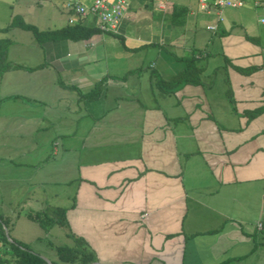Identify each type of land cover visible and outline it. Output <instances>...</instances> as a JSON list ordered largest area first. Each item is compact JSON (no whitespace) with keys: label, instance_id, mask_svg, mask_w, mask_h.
<instances>
[{"label":"crops","instance_id":"0c3cea01","mask_svg":"<svg viewBox=\"0 0 264 264\" xmlns=\"http://www.w3.org/2000/svg\"><path fill=\"white\" fill-rule=\"evenodd\" d=\"M126 1L127 7L114 30L100 31L80 40L38 43L33 39L26 42L33 54L32 61L29 58L19 63L20 57L9 60L23 67L9 69L0 76V79L4 74L5 79L13 77L12 94L23 116V129L34 132L52 129L62 132V136L79 130L80 124L84 132L95 126L101 130L116 121L122 123L117 132L125 133V147L130 148V153L126 150L121 158L116 155L105 163L93 162L90 166L94 168L89 173L83 170L87 178L79 185L82 183L83 192L79 195L83 201L66 211L69 227L75 235L84 234V224L88 222L92 231L106 230L108 239L104 240L102 233L101 241L110 244L108 249L114 257L125 254L126 261L143 257L141 264H170L162 253L165 248L171 251L176 245L185 255L188 244V250L196 256L201 244L208 245L212 235L227 225L228 236L243 242L240 249L249 247L242 254L251 255L253 235L241 225H238L241 234L233 222L224 221L221 226L212 227L205 215L201 224L209 222L211 226L195 230L189 238L181 226L186 219L183 210L189 191L197 193L195 199L203 193L207 196L202 202L205 211H212L211 206L217 205H209L208 199L220 188L225 193L223 201H231L226 207L233 205V212L235 206L255 205L260 216L264 215V111L248 122L241 116L245 110L264 106V52L255 46V41L246 38L250 36L247 33L240 36L231 32L224 19L217 30L207 29V25L215 22L208 17L211 12H205L207 17L199 16V0L195 8L176 0H154L149 8L139 0ZM37 2L31 3L37 8L33 9L34 19L28 21L40 29L74 23L91 28L98 25L96 15L77 14L66 8L65 0ZM81 2L88 5L92 0ZM175 4L187 8L183 25L170 22L169 13ZM214 14L216 17L217 12ZM202 18L206 19L202 21L205 32L195 30ZM231 24L240 25L233 19ZM212 52L217 55L211 56ZM191 54L204 55L197 61L205 67L204 84H187L169 95L159 93L157 88L149 89L155 86L153 73L169 79L184 66L182 58ZM224 57L228 58L225 74L236 113L225 106L220 92L209 88L213 81L207 77L218 66L225 65ZM252 65L260 67L249 74L237 69ZM90 91L98 95L87 96ZM121 100L127 102L123 111ZM128 108L134 112L128 119L123 118ZM85 115L93 117L86 122ZM183 116V120H175ZM48 139L47 136L44 144L47 147ZM52 140L57 142L55 137ZM181 155L185 157L184 164ZM221 185L228 189L223 190ZM247 194L253 195L246 198ZM233 212L225 215L230 221L238 218L233 217ZM193 219L195 225L200 223ZM107 222L116 229H104ZM121 225L124 227L120 228ZM263 226L257 223V229ZM125 227L127 231L122 229ZM122 236L125 238L119 242L117 237ZM246 238L249 243L243 240ZM87 242L96 243L89 234ZM210 250L206 246L204 261L197 264H216V259L209 257ZM236 250L233 248L221 258L240 257ZM115 263L121 264L122 259H116Z\"/></svg>","mask_w":264,"mask_h":264},{"label":"rangeland","instance_id":"374dc122","mask_svg":"<svg viewBox=\"0 0 264 264\" xmlns=\"http://www.w3.org/2000/svg\"><path fill=\"white\" fill-rule=\"evenodd\" d=\"M44 1L46 0H0V27L7 26L15 14L21 15L24 21L34 19L32 18L33 14H35L33 9L37 7L36 4L31 3L37 2L39 4V2L42 3ZM52 1L56 3L59 1L61 2V0ZM176 1H185V4H190L194 8L197 2V0ZM40 10L41 9L38 11ZM198 14L200 17H207L205 11L200 9ZM221 15L225 21L224 24L231 32L239 33L240 36L247 33L255 41V46L262 49V53L264 52V23L259 21V18L263 15V11L260 7L253 6L252 0H245V5L243 7L223 8ZM208 17L215 22L214 19H216L217 16L215 17L214 12H211V15ZM231 19H233L235 23H240V25H232ZM202 21H206V19L202 18L200 22H198L195 30L204 31ZM0 37H9L11 39L7 54L8 60L14 61L15 58L20 57L21 60L19 63L29 58L32 61L33 54L30 52L29 47H27V43L33 41L31 33L14 27L7 32H0ZM25 38L28 39L24 40ZM187 54H189V52ZM212 55L217 54L212 52L211 56ZM223 70V65L218 66L207 78L214 81L213 84H209V88H211L213 92L221 93L220 98L230 111L231 106L225 95L227 91V84L224 80L226 74H224ZM145 77L146 76H144V78ZM5 78L6 75L4 74L0 79V216L3 217L6 224L4 229L5 233L11 238L28 245L32 251L46 259L48 263L57 258L56 250L53 245H69L72 247L73 244L76 243L75 240L77 237H82L87 242L89 234V237L96 242L93 245L91 242H87V248L94 253V264H116V259L118 261L122 259L121 264H141L140 262L144 261L142 256V258L132 257V259L127 261L125 254L114 257L108 249L110 244L101 241L102 233L104 234L106 230L96 232L94 229V231H92L93 228L89 222L84 224L87 230L85 229V233L81 234V236L75 235L70 227L68 229L57 222H50L47 220L49 219L47 216L55 214L52 209L53 207L59 206L68 210L72 204H80L83 201L82 195H79L80 192L81 194L83 192L82 183L79 187L80 181L82 182L86 178L83 174L84 171L89 173V169L92 170L94 168V166H90L94 164L93 162H95V164H99L98 161H101L100 163H105L111 161L116 155H118L117 158H121L126 150L127 154L130 153V148L127 146L125 147L127 142L124 135L125 133L122 131L117 132V129L120 128L119 125L122 123H117L116 121L113 122L112 125L104 126L101 130H98V128L93 125V127L95 126L93 129L84 132L81 131L80 124L79 130L66 132L62 136H60L62 132L52 129V131H56V134H53L51 130H39L38 132H34L27 128L23 129V116L19 114L21 112L19 111V105L15 100V95L12 94L14 83H10V81L13 80V77L10 75L7 79ZM147 83L148 75L146 86ZM155 88V86H149L151 90ZM155 94L157 97L156 91ZM171 98L173 97L171 96ZM150 102H152V100H150ZM125 104H127L126 100H121L122 107L120 106V108H122V111L126 109ZM171 107L172 106H170L169 109ZM131 112L134 111L128 108L123 114V118L128 119ZM116 113L118 114L119 111H116ZM86 116L87 115L84 116L85 121L87 118L93 117L92 115ZM133 117L135 118L136 115H133ZM136 119H138V117ZM234 122L235 121H232V123ZM83 134L84 136L81 138ZM47 136L50 137V139H48V147L44 145L47 144ZM53 137L57 138V142H53ZM181 158L184 164L185 157L182 156ZM39 159H41V161L38 162ZM187 165L190 164L187 163ZM219 187H222L223 190L228 189L223 185ZM194 194L197 193L195 191L188 192L185 209L183 210L186 219L181 227L185 237L189 238L195 230L207 229L211 224L212 227H216L221 226L224 221H227V223L233 222V224L235 223V226L238 227V234H241L238 226L241 225L244 231H249L253 235L252 238L254 240L251 239L252 242L250 245H256L254 253L250 255L249 252L243 255L242 253L245 251L248 252L249 247L242 248L241 250L240 248L243 247V242L240 241L241 239H239V241L236 240L235 236H228L229 229L228 226L225 225L223 231L212 235V240L208 241V245L202 243L206 241L203 237L204 239L201 242V248L203 250L199 248L195 253L196 256H198L197 259L193 252L188 250L189 245L187 244L188 247L185 255H183V252H179V248L176 245L171 251L165 248L162 253L165 254L166 261H169L170 264H181L182 258L184 257L183 264H197V262L201 260L204 261V251L207 246L208 248L211 247L209 257L216 259V264L223 261L225 257L221 258V256L231 251L233 248H236V251L240 253L239 259H230L224 264H264V226L261 230L257 229L258 222L264 225V215L262 217L260 216V212L256 209L255 205L253 204L254 207L251 205H246L244 207H242L243 205H239L240 208L235 206L236 210L233 212V205L226 207L231 201H223L225 193L219 188V190L208 199L209 205L216 203L219 206L213 205L211 206L213 209L212 211H205L202 202L207 200V196L203 193L195 199ZM252 195L253 194H247L246 198H250ZM42 211H46V215H43ZM36 212L43 215V220L47 223L46 227L28 216V213L35 214ZM218 212H223V214L221 215ZM230 212L234 213L235 216L233 217L238 218L231 219L230 221L229 217L225 216ZM205 215L208 216L207 220L210 218L209 222H211V224H208L209 222L201 224V220ZM193 218H196L198 220L197 222L200 223L195 225ZM103 227L108 231H114L116 229L110 222L104 224ZM119 227H124V225ZM127 228L128 227L122 229L127 231ZM68 231L74 236H68ZM106 233L108 234V232ZM122 238L123 236L120 238L117 237L119 242ZM106 239H108V235L106 236L104 234V240ZM243 240L249 243L248 238ZM117 243L118 242L111 244L114 246ZM1 251L2 249H0V256H4ZM135 255H137V253Z\"/></svg>","mask_w":264,"mask_h":264},{"label":"trees","instance_id":"16d2710c","mask_svg":"<svg viewBox=\"0 0 264 264\" xmlns=\"http://www.w3.org/2000/svg\"><path fill=\"white\" fill-rule=\"evenodd\" d=\"M81 1V0H80ZM145 7L149 8L152 6L154 0H139ZM65 6L67 9L75 12L74 9L67 7L66 0ZM172 10L169 13V19L172 24L175 25H183L185 22V16L187 13V8L180 5H172ZM17 28L23 31H27L31 33L33 39L42 43L48 40L54 39H71V40H80L89 38L94 33L100 32L101 30L98 27H86L80 23L74 24H66L59 28H51V29H40L35 24L24 21L21 15L15 14L9 24L7 26L0 27V32H7L11 28ZM221 30V28L219 29ZM224 32H221V34ZM247 39L253 40L251 36H246ZM254 41V40H253ZM11 43V39L9 37H0V76L7 70L13 69L16 67H23L20 64L12 63L7 59V51L9 45ZM201 53V52H199ZM198 53V54H199ZM195 57L193 54L183 57L184 66L181 70L174 72L173 75L169 79H163L159 75L154 74L155 82L154 85L157 88L158 92L163 95H169L184 85L192 84V85H201L204 84L202 79V71L205 69L203 64H198V60L203 58ZM225 65H223V72L225 74V68L227 67L228 58L224 57ZM260 66H248L237 68L243 74H249ZM227 84V91L225 92L226 99L230 103L231 109L233 112H237L235 107V100L233 98L232 91L228 86L229 81L226 77L224 79ZM211 79V83H212ZM214 83V81H213ZM98 94L96 92L90 91L87 93V96L94 98ZM264 111V106H258L250 110H245L241 113V116L246 117V122L255 118L259 114ZM183 120V117H178L175 120ZM72 207L74 204L71 205ZM47 209V208H46ZM53 212L56 214L47 216L48 221L57 222L60 225L69 229V224L66 219V211L67 209L64 207H53ZM51 209V210H52ZM43 215H46V211H42ZM48 213V212H47ZM42 214L39 212L28 213V216L32 219L37 220V222L44 227H46V222L43 220ZM55 215V216H54ZM46 218V216H45ZM6 227L5 221L2 216H0V249H2L1 253L4 256H0V264H94L95 257L94 253L87 248L88 243L82 238L77 237L76 243L73 244L72 247L69 245H58L54 246L56 250L57 258L54 261H50L48 263L44 258H42L38 253L32 251L28 245L22 243L16 239L11 238L7 233H5L4 229ZM68 236H74L71 232L68 231ZM254 240V239H253ZM256 245H253L251 250H255ZM230 259H239V257L224 259L219 262V264H224L226 261Z\"/></svg>","mask_w":264,"mask_h":264},{"label":"built area","instance_id":"2783aa9c","mask_svg":"<svg viewBox=\"0 0 264 264\" xmlns=\"http://www.w3.org/2000/svg\"><path fill=\"white\" fill-rule=\"evenodd\" d=\"M126 0H92L88 5L80 0H66V5L75 10V13L84 15L86 13L94 14L98 17L97 27L101 31H112L121 15L127 7ZM253 6L260 7L263 15L259 18L264 23V0H252ZM245 5V0H199V8L206 13L214 10L217 12L215 23L207 25V29L215 31L218 24L222 21L221 10L223 8H238Z\"/></svg>","mask_w":264,"mask_h":264},{"label":"water","instance_id":"95a60500","mask_svg":"<svg viewBox=\"0 0 264 264\" xmlns=\"http://www.w3.org/2000/svg\"><path fill=\"white\" fill-rule=\"evenodd\" d=\"M46 260V259H45Z\"/></svg>","mask_w":264,"mask_h":264}]
</instances>
